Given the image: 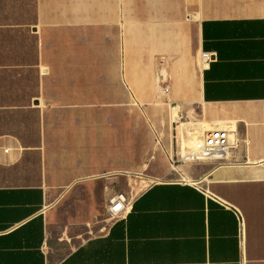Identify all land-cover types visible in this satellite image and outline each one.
<instances>
[{"label": "crops", "instance_id": "crops-1", "mask_svg": "<svg viewBox=\"0 0 264 264\" xmlns=\"http://www.w3.org/2000/svg\"><path fill=\"white\" fill-rule=\"evenodd\" d=\"M0 264H264V0H0Z\"/></svg>", "mask_w": 264, "mask_h": 264}, {"label": "built area", "instance_id": "built-area-1", "mask_svg": "<svg viewBox=\"0 0 264 264\" xmlns=\"http://www.w3.org/2000/svg\"><path fill=\"white\" fill-rule=\"evenodd\" d=\"M210 55L204 53L202 61L205 63L211 62ZM236 142L230 139V135L226 130L213 129L197 137L191 144L188 151L176 157L172 164L181 162H198V161H213L217 164L226 161L229 150ZM128 203V198L124 194H117L109 202L108 212L112 217L117 218L125 212Z\"/></svg>", "mask_w": 264, "mask_h": 264}, {"label": "rangeland", "instance_id": "rangeland-1", "mask_svg": "<svg viewBox=\"0 0 264 264\" xmlns=\"http://www.w3.org/2000/svg\"><path fill=\"white\" fill-rule=\"evenodd\" d=\"M184 132H185V136H190V133L188 132V130H185ZM184 132H182V129H181V127H180L179 135L181 134V136H183V133H184ZM197 137H198V136H197ZM197 137H196V139H197ZM194 140H195V139H194ZM194 140H193V141H194ZM193 141H192V142H193ZM185 145L188 146L189 148L192 146V144H191L190 142H186ZM186 151H188V148L186 149ZM186 151H185V152H186ZM142 182L145 183V181H142ZM144 185H145V184H143V183L140 184V190H142V188L144 187Z\"/></svg>", "mask_w": 264, "mask_h": 264}, {"label": "bare ground", "instance_id": "bare-ground-1", "mask_svg": "<svg viewBox=\"0 0 264 264\" xmlns=\"http://www.w3.org/2000/svg\"><path fill=\"white\" fill-rule=\"evenodd\" d=\"M188 132H189V131H188ZM198 133H199V132H198ZM190 135L192 136V134H190ZM196 136H197V135H196ZM192 137H193V140L196 139L194 136H192Z\"/></svg>", "mask_w": 264, "mask_h": 264}]
</instances>
